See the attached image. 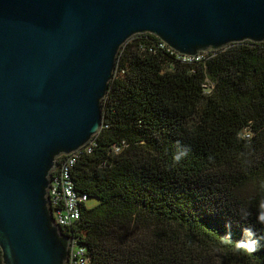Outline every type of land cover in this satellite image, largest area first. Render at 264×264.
Masks as SVG:
<instances>
[{
	"label": "trees",
	"instance_id": "16d2710c",
	"mask_svg": "<svg viewBox=\"0 0 264 264\" xmlns=\"http://www.w3.org/2000/svg\"><path fill=\"white\" fill-rule=\"evenodd\" d=\"M183 56L148 32L119 50L70 169L88 264H264V41Z\"/></svg>",
	"mask_w": 264,
	"mask_h": 264
},
{
	"label": "water",
	"instance_id": "95a60500",
	"mask_svg": "<svg viewBox=\"0 0 264 264\" xmlns=\"http://www.w3.org/2000/svg\"><path fill=\"white\" fill-rule=\"evenodd\" d=\"M146 32L185 55L261 42L264 0H0L4 264L68 263L52 173L102 128L119 50Z\"/></svg>",
	"mask_w": 264,
	"mask_h": 264
},
{
	"label": "built area",
	"instance_id": "2783aa9c",
	"mask_svg": "<svg viewBox=\"0 0 264 264\" xmlns=\"http://www.w3.org/2000/svg\"><path fill=\"white\" fill-rule=\"evenodd\" d=\"M183 55L184 59L199 58V53L196 55ZM75 152L61 155L58 158V167L52 173L49 188L53 215L63 232L81 218V204L87 200V195L77 191L71 179L70 169L77 159ZM89 261L90 258L87 255L86 248L79 245L76 238L71 237L69 261L67 264H88Z\"/></svg>",
	"mask_w": 264,
	"mask_h": 264
},
{
	"label": "rangeland",
	"instance_id": "374dc122",
	"mask_svg": "<svg viewBox=\"0 0 264 264\" xmlns=\"http://www.w3.org/2000/svg\"><path fill=\"white\" fill-rule=\"evenodd\" d=\"M89 204H94L96 203V199H89L88 200ZM180 233V232H179ZM129 234L131 235V243L133 246L132 248H137L135 251L139 252L140 251H144V247L145 249L147 247H149L150 245V239H151V235H149V231L144 228L143 226L137 224L135 226L132 227V229H130ZM181 234V233H180Z\"/></svg>",
	"mask_w": 264,
	"mask_h": 264
}]
</instances>
